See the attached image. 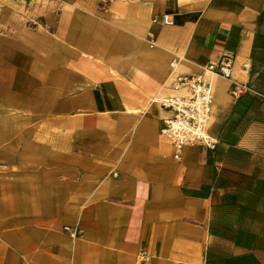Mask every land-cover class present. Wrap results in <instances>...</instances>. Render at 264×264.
Wrapping results in <instances>:
<instances>
[{"label":"crops","instance_id":"crops-1","mask_svg":"<svg viewBox=\"0 0 264 264\" xmlns=\"http://www.w3.org/2000/svg\"><path fill=\"white\" fill-rule=\"evenodd\" d=\"M226 53L219 143L177 159L160 100ZM142 251L264 264V0H0V264Z\"/></svg>","mask_w":264,"mask_h":264},{"label":"built area","instance_id":"built-area-1","mask_svg":"<svg viewBox=\"0 0 264 264\" xmlns=\"http://www.w3.org/2000/svg\"><path fill=\"white\" fill-rule=\"evenodd\" d=\"M108 1L102 0V3ZM162 23L172 25L173 20L165 14ZM149 41L156 43L152 33ZM234 62L235 56L226 53L219 61H211L204 66L200 73L178 74L172 83L175 93L160 100L161 107L169 113L162 118L161 134L171 141L177 159L188 145L203 143L212 149L219 143V138L209 133L214 92L212 78L215 75L232 77ZM171 66H175V62ZM136 264H150V256L142 251Z\"/></svg>","mask_w":264,"mask_h":264}]
</instances>
